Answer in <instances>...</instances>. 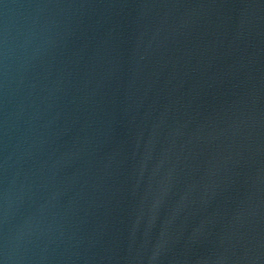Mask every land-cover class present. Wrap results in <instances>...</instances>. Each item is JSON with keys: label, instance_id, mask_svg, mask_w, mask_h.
I'll return each mask as SVG.
<instances>
[{"label": "water", "instance_id": "1", "mask_svg": "<svg viewBox=\"0 0 264 264\" xmlns=\"http://www.w3.org/2000/svg\"><path fill=\"white\" fill-rule=\"evenodd\" d=\"M0 264H264V0H0Z\"/></svg>", "mask_w": 264, "mask_h": 264}]
</instances>
